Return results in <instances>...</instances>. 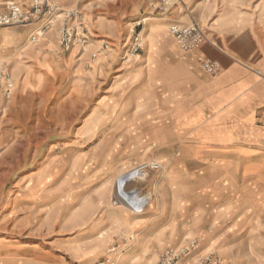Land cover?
Masks as SVG:
<instances>
[{"label":"rangeland","instance_id":"obj_1","mask_svg":"<svg viewBox=\"0 0 264 264\" xmlns=\"http://www.w3.org/2000/svg\"><path fill=\"white\" fill-rule=\"evenodd\" d=\"M36 2L3 26L0 264H264V103L215 104L171 0Z\"/></svg>","mask_w":264,"mask_h":264},{"label":"crops","instance_id":"obj_2","mask_svg":"<svg viewBox=\"0 0 264 264\" xmlns=\"http://www.w3.org/2000/svg\"><path fill=\"white\" fill-rule=\"evenodd\" d=\"M171 1V11L164 18L170 26L176 22L195 21L205 28L209 37V42L193 51L185 52L177 46L182 53H191L195 63L206 73L203 88L215 104L243 106L264 103V81L259 74V71L264 73V34L255 26L251 15H247L241 0ZM18 37L15 29L0 27V59ZM199 56L220 63L222 71L216 79L208 76L198 60Z\"/></svg>","mask_w":264,"mask_h":264},{"label":"built area","instance_id":"obj_3","mask_svg":"<svg viewBox=\"0 0 264 264\" xmlns=\"http://www.w3.org/2000/svg\"><path fill=\"white\" fill-rule=\"evenodd\" d=\"M36 1L39 0H34L36 4L34 2L31 4V7L34 10L25 9L19 3L10 1L8 5L9 11L6 14H0V27L14 24L30 25L34 21L41 19L43 17V8L40 3L38 4ZM170 32L180 48L185 52L196 50L209 42V37L205 28L195 21L190 23H173L170 27ZM71 41V37L67 36L66 38H63V42L66 44H69ZM198 60L210 75L217 77L221 74L222 67L218 61L204 56H199ZM260 73L261 72L259 71V74ZM13 89L14 82L11 75H9L4 69H0V93L2 91L11 93ZM166 256L167 260H172L171 252L166 253Z\"/></svg>","mask_w":264,"mask_h":264}]
</instances>
